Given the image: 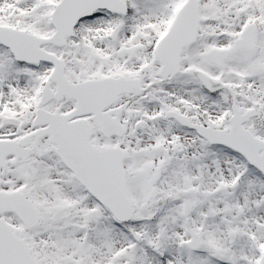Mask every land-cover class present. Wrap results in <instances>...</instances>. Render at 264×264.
Masks as SVG:
<instances>
[{"label":"snow or ice","instance_id":"6c2138e0","mask_svg":"<svg viewBox=\"0 0 264 264\" xmlns=\"http://www.w3.org/2000/svg\"><path fill=\"white\" fill-rule=\"evenodd\" d=\"M0 264H264V0H0Z\"/></svg>","mask_w":264,"mask_h":264}]
</instances>
